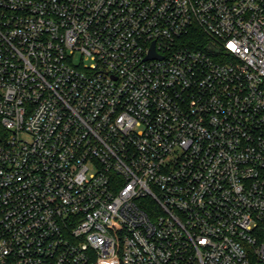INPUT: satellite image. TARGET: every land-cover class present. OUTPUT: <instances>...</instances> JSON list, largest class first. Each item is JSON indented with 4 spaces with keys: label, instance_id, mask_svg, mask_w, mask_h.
Here are the masks:
<instances>
[{
    "label": "built area",
    "instance_id": "1",
    "mask_svg": "<svg viewBox=\"0 0 264 264\" xmlns=\"http://www.w3.org/2000/svg\"><path fill=\"white\" fill-rule=\"evenodd\" d=\"M0 264H264V0H0Z\"/></svg>",
    "mask_w": 264,
    "mask_h": 264
},
{
    "label": "snow or ice",
    "instance_id": "2",
    "mask_svg": "<svg viewBox=\"0 0 264 264\" xmlns=\"http://www.w3.org/2000/svg\"><path fill=\"white\" fill-rule=\"evenodd\" d=\"M230 47H234V45H230Z\"/></svg>",
    "mask_w": 264,
    "mask_h": 264
},
{
    "label": "rangeland",
    "instance_id": "3",
    "mask_svg": "<svg viewBox=\"0 0 264 264\" xmlns=\"http://www.w3.org/2000/svg\"><path fill=\"white\" fill-rule=\"evenodd\" d=\"M77 63H79V60L78 61H76Z\"/></svg>",
    "mask_w": 264,
    "mask_h": 264
}]
</instances>
